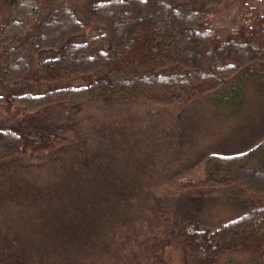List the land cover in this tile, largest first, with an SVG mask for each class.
<instances>
[{"label": "trees", "instance_id": "1", "mask_svg": "<svg viewBox=\"0 0 264 264\" xmlns=\"http://www.w3.org/2000/svg\"><path fill=\"white\" fill-rule=\"evenodd\" d=\"M247 85H264V0H0V169L35 179L32 188L54 179L67 206L77 203L80 240L59 241L56 254L118 250L100 225L118 223L126 199L113 195L111 214L93 188V152L118 128L130 137V109L184 107ZM69 154L76 191L65 181ZM198 160L172 183L178 195L233 185L255 205L212 226L179 209L171 220L184 264H264V138ZM132 212L141 211L130 222Z\"/></svg>", "mask_w": 264, "mask_h": 264}, {"label": "rangeland", "instance_id": "2", "mask_svg": "<svg viewBox=\"0 0 264 264\" xmlns=\"http://www.w3.org/2000/svg\"><path fill=\"white\" fill-rule=\"evenodd\" d=\"M127 114L133 117L127 119L130 137L118 128L93 152V172L98 173L93 188L100 186L111 214L118 207L113 195L126 199L123 218L100 225L106 232L113 229L107 237L118 250L83 257L56 254L59 241L80 240L77 203L67 206L68 192L55 190L54 179L49 190L32 188L35 179L5 166L0 169V264H184L179 229L171 220L179 209L212 226L255 205L250 193L233 185L181 196L172 183L199 170L202 155L241 152L264 138V85H247L243 93L198 99L184 107L147 102ZM72 157L68 155L65 181L71 187L67 190L76 191L81 170H74L79 165ZM61 196L65 202L59 206ZM135 209L141 212H132L137 219L130 222Z\"/></svg>", "mask_w": 264, "mask_h": 264}]
</instances>
